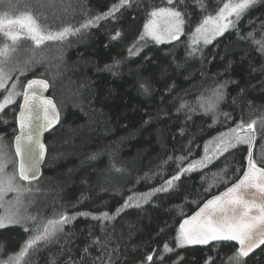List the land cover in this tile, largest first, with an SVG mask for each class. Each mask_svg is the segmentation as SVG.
I'll list each match as a JSON object with an SVG mask.
<instances>
[{
  "label": "trees",
  "instance_id": "trees-1",
  "mask_svg": "<svg viewBox=\"0 0 264 264\" xmlns=\"http://www.w3.org/2000/svg\"><path fill=\"white\" fill-rule=\"evenodd\" d=\"M224 2L127 0L110 16L104 14L120 0H53L45 7L21 0L16 9L0 6V14L8 12L11 18L30 11L53 31L102 17L40 48L22 39L4 65L10 79L0 88V102L10 84L17 83L22 93L27 81L43 78L60 120L45 137L41 177L24 183L17 175L29 191L19 210L22 222L0 228V264H12L11 258L37 234L34 229L42 231L61 215L74 219L29 248L18 264H94L97 257L106 264H233L234 243L177 246L180 222L241 176L249 150L264 168V0L208 43H191L202 20ZM162 7L181 12L182 34L137 49L150 14ZM5 42L0 35V46ZM33 56V63L26 64ZM221 86L224 98L214 111L196 109ZM21 101L18 95L0 111V137L11 145L15 160ZM253 120L251 146L216 155L221 134ZM205 156L209 160L203 167L181 172ZM216 173L222 178L214 180ZM178 174L166 191H156ZM126 201L131 206L125 207ZM3 210L0 204V216ZM105 213L111 218L93 219ZM245 259L264 264V246Z\"/></svg>",
  "mask_w": 264,
  "mask_h": 264
},
{
  "label": "snow or ice",
  "instance_id": "snow-or-ice-1",
  "mask_svg": "<svg viewBox=\"0 0 264 264\" xmlns=\"http://www.w3.org/2000/svg\"><path fill=\"white\" fill-rule=\"evenodd\" d=\"M53 0H37L39 7L50 6ZM258 0H238L234 5L225 4L220 13L215 17L206 18L203 23L195 29L197 36H203L204 42H209L207 33L209 29L205 27L211 23L213 35L222 33L232 21L225 23L227 15L235 14L236 20H239L242 13L249 9ZM127 3V0H120V3L114 5L113 8L105 13V16L112 15L121 6ZM171 3V0H169ZM21 0H0V6H7L11 9H16L20 6ZM27 9L32 8L30 2H25L23 5ZM151 16H164L169 19L168 35L171 39L179 38L182 31L184 20L181 12L173 8H159L151 13ZM102 17L97 16L80 25V28H73L71 26L62 27L58 31L51 30L48 26L39 22L38 18L30 11L15 18H11L8 12L0 14V35L6 39L2 46H0V88H4L5 82L10 79L9 73L5 71L4 65L11 55L19 50V44L22 39L31 41L35 48H40L46 42H61L67 36L74 35L87 29L89 26L97 23ZM147 34L152 35L159 40L160 36L156 32L155 22L150 21L145 25ZM120 35L119 32L115 34L116 37ZM251 35V33L249 34ZM115 39V37H113ZM259 43V42H258ZM261 50L264 51V44L261 45ZM35 57H30L25 61L26 64H31ZM39 62V61H35ZM107 67V66H106ZM23 74V72H21ZM17 84L13 83L7 92L4 100L0 102V111L7 105L13 103L14 98L18 95L23 96V103L19 106L20 111L17 117L19 124V134L15 136V156L19 157V180L29 181L35 180L40 174V162L45 155V145L41 140L42 133L50 129L55 123L59 121V111L52 99L43 95L48 88V83L45 80L32 79L27 82V86L23 92L14 91ZM220 89H216L213 93L214 99L210 98L207 102V107L202 103L201 107L205 111H214L218 103L223 100L224 94ZM181 107H184L182 104ZM257 121L253 120L246 125L241 122L227 133L221 134L218 138L219 152L216 155L222 154L229 149L236 148L237 145L253 144L255 139L254 126ZM264 126V121H261ZM247 131L243 132L245 129ZM209 158L205 156L204 160L196 161L189 165L186 169H181V172L190 171L194 167H203ZM9 163H14L8 155L7 145L3 142V137H0V176H6L5 181L0 180V199L6 191H15L18 194L23 191H29L28 188L16 182V173L6 174L5 169ZM223 171V170H222ZM214 180L216 177H221V173L213 174ZM222 178V177H221ZM180 175H176L166 182V186L156 189L159 191H166L175 180H179ZM248 189H255V192H248ZM144 194L143 199L146 201L149 196ZM246 196L248 198H246ZM132 198L130 197L129 200ZM125 207L131 206L126 201ZM138 206V204H137ZM80 215H85L81 213ZM110 219L107 213L102 214V217H93V219ZM22 217L17 213H9L0 216V228L7 225L20 224ZM74 217L61 215L58 220H49L41 231L39 227L34 229L37 233L32 236L22 247L20 253L11 258L12 264H18V261L27 253L28 249L36 245L39 241H48L57 232L63 231L65 224L70 223ZM213 241H228L237 242L239 247L236 252L230 257L233 264H247L245 258H249L250 253H254L257 248L264 246V168L257 167L253 159L252 151L248 152V170L244 173L243 179L239 183L227 188L221 194L207 200L203 207L199 209L190 219H184L179 226V234L177 236V246L184 245H209ZM93 243H99L94 241ZM236 247V245H230ZM103 247V246H101ZM165 251H171L167 245L164 246ZM87 252V248L84 250ZM149 261L153 259L151 255L147 257ZM106 264L102 257H97L94 264Z\"/></svg>",
  "mask_w": 264,
  "mask_h": 264
},
{
  "label": "rangeland",
  "instance_id": "rangeland-1",
  "mask_svg": "<svg viewBox=\"0 0 264 264\" xmlns=\"http://www.w3.org/2000/svg\"><path fill=\"white\" fill-rule=\"evenodd\" d=\"M237 2H238V0H226V2H224L218 8V10L215 13H213L210 16H207V18L208 17L215 18L220 13L221 9L224 8L225 4L234 5ZM165 8H168V7H165ZM225 15H226V19L224 21L225 23H227L228 21L234 22V20L236 18V16H235L234 13L231 14V15H227V13H226ZM204 20H202L201 24L203 23ZM150 21H154L155 22L156 32L160 36V39L157 40L152 35L147 34V32L145 30V27H144V29L142 31V34H141V37L139 38V41L140 42H139V45H138L137 49H139L143 45L147 44L148 42L159 43V42H170V41H173V39H171L170 36L168 35L169 19L167 17H164V16L153 17L150 14V16H149L146 24H149ZM232 25H233V23L232 24H229V26L227 28H230ZM205 27L209 29V32L207 33V35L209 36V38H210L209 41H210L215 36V35L212 34V31H211V29L213 28V25L211 23H209L208 25H205ZM182 32H183V25H182V31H181L180 35L182 34ZM191 43L193 45H199V44H202L203 45V44H205L203 36H197L196 33H195V31L191 34ZM8 60H7V63H10V58ZM5 84H6V82H5ZM15 84H17V83H15ZM11 86H12V84H10V86L7 88V90H6L7 92L9 90H12ZM14 91H16V92L19 91L18 86L16 87V89ZM7 92H6V95H7ZM5 96H4V98H5ZM4 98L2 99V101L4 100ZM212 99H214V97ZM207 102L208 101L206 100L204 102L198 103V105L196 106L197 107L196 109H198V110H200V112H203L204 113L205 112V108L204 107H201V104L204 103L205 104V107H207ZM6 145H7V152H8L9 158L14 163H9L7 165V167L5 169V173L6 174H12L13 172L16 173V160L14 159V154H13V151H12V147H11V145H8V144H6ZM0 180H4L5 181V185L4 186L6 187V176H0ZM16 182L19 183L20 185L28 188V185L20 182L17 179V174H16ZM27 192L28 191H23V192H21L19 194L17 192H15V191H6V192H4L3 193V196H2V199H0L1 207L4 209L3 210L4 211V215L9 214V213H17L18 215H20L21 211H19V210L21 209V206L25 202V197H26Z\"/></svg>",
  "mask_w": 264,
  "mask_h": 264
},
{
  "label": "water",
  "instance_id": "water-1",
  "mask_svg": "<svg viewBox=\"0 0 264 264\" xmlns=\"http://www.w3.org/2000/svg\"><path fill=\"white\" fill-rule=\"evenodd\" d=\"M33 79H39V80H45V79H43V78H33ZM32 80V79H31ZM47 83H48V81L47 80H45ZM28 82V81H27ZM27 82H26V84H25V86H24V88L27 86ZM24 90V89H23ZM43 95L44 96H46V97H48V98H50V99H52L53 100V102L55 103V101H54V99L49 95V83H48V88H47V90L46 91H44V93H43ZM23 103V96H22V101H21V104ZM20 104V105H21ZM56 104V103H55ZM56 107H57V105H56ZM57 110H58V108H57ZM19 111H20V107H19V110H18V112H17V115H16V129H17V133H16V135L17 134H19V131H20V129H19V124H18V121H17V117H18V115H19ZM59 111V110H58ZM59 120H60V117H59ZM58 123H59V121L57 122V123H55L50 129H47V130H45L43 133H42V135H41V140H42V142L44 143V145H45V137H46V135L50 132V131H52L55 127H57V125H58ZM15 135V136H16ZM45 148H46V151H45V155H44V157L41 159V162H40V174L38 175V177L35 179V180H29V181H22V182H24V183H34V182H36L40 177H41V174H42V168H43V165H44V162H45V159H46V155H47V147H46V145H45ZM13 149H14V153H15V137H14V140H13ZM16 157V172H17V175H18V172H19V157H17V156H15ZM257 165V164H256ZM257 167H260V168H263V167H261V166H259V165H257ZM248 170V159H247V161H246V164H245V168H244V171H243V173L241 174V176L234 182V183H232L231 185H229L227 188H229V187H231V186H233L234 184H236V183H239V181L241 180V179H243V176H244V173L246 172ZM19 177V176H18ZM227 188H225L224 190H222L221 192H219L218 194H215L214 196H212V197H210V198H208L207 200H209V199H212L213 197H215V196H217V195H221V194H223L226 190H227ZM248 192H255V189H248ZM246 198H248L247 196H246ZM207 200L204 202V203H206L207 202ZM204 203L197 209V210H195L191 215H189L188 217H186V218H184V219H190L193 215H195V213L197 212V211H199V209L201 208V207H203V205H204ZM183 219V220H184ZM183 220L180 222V224L181 223H183ZM180 224H179V226H180ZM214 243H234L235 245H237V248L239 247V245L237 244V242H228V241H213V242H210V244H214ZM209 244V245H210ZM188 246H190V247H206V246H208V245H188ZM262 247V246H261ZM260 247V248H261ZM260 248H257L255 251H254V253L257 251V250H259ZM254 253H250V256L252 255V254H254Z\"/></svg>",
  "mask_w": 264,
  "mask_h": 264
}]
</instances>
